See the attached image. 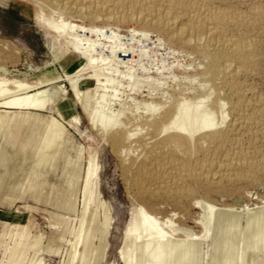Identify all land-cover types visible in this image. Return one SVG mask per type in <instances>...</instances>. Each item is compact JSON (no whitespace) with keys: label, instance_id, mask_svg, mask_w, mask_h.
<instances>
[{"label":"bare ground","instance_id":"obj_1","mask_svg":"<svg viewBox=\"0 0 264 264\" xmlns=\"http://www.w3.org/2000/svg\"><path fill=\"white\" fill-rule=\"evenodd\" d=\"M28 1L39 8L38 20L42 26L64 39L68 53L76 52L84 59L83 64L64 73L77 101L89 112L93 127L103 139L114 144L116 151H139L141 157L130 158L125 170L128 186L140 202L162 196L170 200L189 198L193 181L223 189L243 182H256L264 174V94L251 81L257 72L255 61L262 42L250 36L255 31L249 32L259 25V21L263 22L264 8L257 7L246 14L234 6L236 0ZM65 14L101 19L104 23L134 21L141 27L143 35L155 30L160 35L158 40L170 49L186 52L192 58L193 68L185 67L183 79L171 85L150 84L144 90L134 87L124 99L119 98L120 108L116 109L107 103L106 94H101L98 89L96 96H91L93 80L103 84L98 63L105 59L94 54V41L84 46V41L90 40V34L104 35L106 28L74 24ZM110 47L117 61H136L133 47L122 48L119 54L117 46ZM212 70L223 96H219L213 87L214 78L205 80V73L211 75ZM90 72L93 74L79 78ZM60 79L59 73L54 71L44 73L33 83L0 77V108L23 109L33 114L32 110H43L55 104L60 111L69 109L62 113L64 122L76 127L70 103L66 100L56 103L60 91L46 88ZM103 100L105 103L101 104ZM114 100L117 99L112 98L111 102ZM43 121L47 131L49 120ZM63 132V127L49 130L50 140L56 142ZM95 153L90 155L83 176L79 225L71 231L74 240H70L72 248L63 264L86 263L87 243L97 234L100 242L88 262L101 264L106 256L109 216L105 214L100 219L96 209L91 211L99 170ZM75 178V175L70 176V189ZM198 205L204 210L202 222L206 235L199 237L191 233L178 238L165 230L151 210L140 205L120 248L124 263L154 264L165 256V264H195L196 250L201 240L209 237L215 223L219 222V229L226 232L227 222H233V219H227L229 209L216 214L218 207L215 205L202 201H198ZM52 217L56 224L67 229L68 216ZM250 221L254 224L255 217L250 216ZM97 251L101 253L97 254ZM149 256L151 259L147 263L145 258Z\"/></svg>","mask_w":264,"mask_h":264},{"label":"rangeland","instance_id":"obj_2","mask_svg":"<svg viewBox=\"0 0 264 264\" xmlns=\"http://www.w3.org/2000/svg\"><path fill=\"white\" fill-rule=\"evenodd\" d=\"M238 1L234 2V6L246 14L257 7L264 8V0ZM38 10L28 0H0V66L4 68L0 69V77L33 83L44 73L58 72L61 79L46 88L53 87L60 91L56 103L63 100L70 103L76 127L64 122L62 113L69 109L60 111L55 104L43 110H32L35 112L33 114L23 109L0 108V264L64 263L72 248L70 240H74L71 231L79 225L83 176L90 155L95 152L99 170L91 211L96 209L100 219L107 214L110 220L108 247L101 264H125L120 256V248L140 205L151 210L174 238L191 233L204 237V210L198 201L218 207L216 214L229 209L227 219H233V222H227L225 226H229L226 232L219 229V222L215 223L209 237L201 240L196 250L195 264H264V174L256 182H243L223 189L193 181L191 189L194 195L191 193L189 198L184 196L170 200L162 196L150 202H140L128 186V173L125 170L130 158L141 157L139 151H116L114 144L103 139L93 127L89 112L77 101L71 82L64 73L83 64L84 59L76 52L68 53L64 39L42 26L38 20ZM65 16L74 24L106 28L104 35L90 34V40L84 41V46L94 41V54L105 59L98 63L103 73V84L99 85L97 80H93L91 96L95 97L98 89L101 94H106L107 103L116 109L120 108L119 98L124 99L134 91V87L144 90L150 84L171 85L183 79L185 67L193 68L192 58L186 52L170 49L158 40L160 35L155 30L143 35L141 27L134 21L104 23L101 19L76 14ZM263 22L259 21V25L249 32L252 34L255 31L250 36L262 42L255 61L256 76L251 81L264 94ZM112 45L117 46V54L122 48L133 47L137 54L136 61H117L111 54ZM197 59L196 62L199 61ZM92 74L90 72L79 78ZM205 77L206 81L215 79L212 85L217 94L223 96L214 71L211 75L205 73ZM112 98L117 100L111 102ZM45 119L49 120L47 131L44 130ZM62 127L65 133L56 142L51 141L49 130ZM262 145L264 148V143ZM44 157L46 161L43 162ZM70 161H73L72 164ZM72 175L76 178L70 189ZM53 215L68 216L67 229L56 224ZM250 216L255 217L254 224L249 222ZM99 242V234L90 237L87 262L82 264H90L88 261L92 259V251ZM145 259L148 263L151 258ZM165 261L166 257L163 256L160 262L154 264H165Z\"/></svg>","mask_w":264,"mask_h":264},{"label":"crops","instance_id":"obj_3","mask_svg":"<svg viewBox=\"0 0 264 264\" xmlns=\"http://www.w3.org/2000/svg\"><path fill=\"white\" fill-rule=\"evenodd\" d=\"M0 189H1V187H0ZM18 192V189L16 190V193ZM16 197H17V194H16Z\"/></svg>","mask_w":264,"mask_h":264}]
</instances>
